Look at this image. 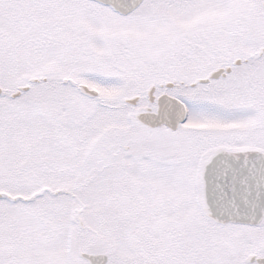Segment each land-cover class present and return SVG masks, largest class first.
Segmentation results:
<instances>
[{
    "label": "rangeland",
    "instance_id": "rangeland-1",
    "mask_svg": "<svg viewBox=\"0 0 264 264\" xmlns=\"http://www.w3.org/2000/svg\"><path fill=\"white\" fill-rule=\"evenodd\" d=\"M262 3L144 0L118 16L86 0H0V264H86L77 251L99 248L106 264H243L255 228L205 218L199 167L216 147L264 153ZM225 64V80L194 94ZM171 78L185 121L171 133L137 124L146 89Z\"/></svg>",
    "mask_w": 264,
    "mask_h": 264
},
{
    "label": "water",
    "instance_id": "water-1",
    "mask_svg": "<svg viewBox=\"0 0 264 264\" xmlns=\"http://www.w3.org/2000/svg\"><path fill=\"white\" fill-rule=\"evenodd\" d=\"M89 1L107 6L119 15H127L137 8L143 0ZM262 52H264V47L258 50L257 55ZM238 62L235 60L234 64H238ZM225 72H228V69ZM219 75L224 76L222 69L212 71L206 79L200 82H205L209 78H217ZM40 80L45 81V78H30L28 83H37ZM70 84L75 85L73 82ZM76 88L84 96L97 98L96 91L88 89L84 85H77ZM28 89L29 85L19 86L10 97H18L20 93ZM164 97L166 98L164 99ZM164 97L157 99L154 112H150L147 108L139 110L133 115V120L148 129L165 126L170 132L176 130L178 124L185 119V108L176 99ZM136 101L137 97H131L125 99L124 103L134 105ZM236 155L216 150L201 165L200 181L203 211L206 217L220 223H257L264 209V154L251 153L248 159L240 158L238 160H236ZM256 165L258 168L254 167ZM78 214L79 211L76 212V216ZM77 222L78 226L81 227L79 218H77ZM77 255L87 264H105L107 260L104 254L78 252Z\"/></svg>",
    "mask_w": 264,
    "mask_h": 264
},
{
    "label": "flooded vegetation",
    "instance_id": "flooded-vegetation-1",
    "mask_svg": "<svg viewBox=\"0 0 264 264\" xmlns=\"http://www.w3.org/2000/svg\"><path fill=\"white\" fill-rule=\"evenodd\" d=\"M86 1H89V0H86ZM253 1H256V2H259L260 0H253ZM89 2H92V1H89ZM92 3H95V2H92ZM95 4H97V3H95ZM262 4H264V3H262ZM97 5H99V4H97ZM99 6H102V5H99ZM102 7H105V8H107L109 11H111L108 7H106V6H102ZM263 7H264V5H263ZM112 12V11H111ZM113 14H115V15H118V14H116V13H114V12H112ZM128 15V14H127ZM127 15H125V16H127ZM118 16H121V15H118ZM98 20L100 21V18H95V19H90V20H88V21H90V22H95V21H97L98 22ZM90 22H88V26L90 27L92 24L90 23ZM86 23V22H85ZM262 47H264V45H258L257 46V48H256V52L259 50V49H261ZM256 57H258L259 59H261V58H263L264 57V52H262L260 55H257ZM251 58V55H249V58L248 59H244L243 60V62L244 63H247V61L249 60ZM249 61H252L251 59L249 60ZM240 65V63H238V64H234V66H239ZM220 68H223L224 69V71H226V69H228V72L227 73H225L224 74V76H219L218 78H216V79H207L205 82H200V81H202V80H204V79H206L207 77H208V73H207V75L205 76V77H203V78H197V79H195L193 82H191L190 84H189V87L192 89V90H194L195 92H194V94H196L197 93V91H196V86H197V84H202V85H208V83L210 82V81H213V80H218V79H224L225 80V78L227 77V75L231 72V68L227 65V64H225V65H223V66H220ZM260 76H258V73L256 74V75H254L253 76V78H252V80H253V83H259L260 82ZM242 79H245L244 77L242 78V76H240V77H236V81H240V80H242ZM64 80H66V79H62V83H64V84H66V83H69L70 84V82H73L75 85H72V86H77V85H80V84H76L73 80H70V79H68V80H66V82H64ZM247 80V79H246ZM243 81V80H242ZM42 82H44V81H42ZM71 85V84H70ZM84 85V84H83ZM180 85V83L179 84H176V81H175V79L174 78H171L170 79V81L168 80V81H163L162 83H160V84H158V86H157V88L156 87H154V85H150L147 89H146V91H145V98H146V101H147V103H148V105L147 106H145V107H142L140 110H143V109H145V108H147V109H149V111L150 112H152V111H154L155 110V107H156V100L160 97V96H169V97H171V98H176V96H173L171 93H175L176 92V88H178V87H180L179 86ZM88 87V86H87ZM77 89V88H76ZM89 89H91V88H89ZM92 90H94V89H92ZM159 91V93L154 97V93H155V91ZM78 91V90H77ZM253 94H252V96H253V98L255 99V98H257V97H259L258 95V90L256 89V88H253ZM79 93V92H78ZM96 93H97V98H95V99H98V92L96 91ZM80 94V93H79ZM80 95H82V94H80ZM243 95H245V93H243L242 91H239L237 94H236V97H239V99H240V97L241 96H243ZM82 96H84V95H82ZM84 97H87V96H84ZM131 97H137V101L139 100V97L137 96V95H134V96H131ZM131 97H128V98H131ZM249 97V96H248ZM125 99H127V98H125ZM125 99H123V100H125ZM137 103V102H136ZM254 105H255V107L256 108H254V110H256L257 111V113H258V117H260V115H259V105H258V103L256 102V103H254ZM153 106V107H152ZM258 127H259V120H258V122H257V124L256 125H254L253 127H252V130L251 131H253V132H255V131H258L259 129H258ZM159 128H163V130H165L164 129V127H158V129ZM155 129V128H154ZM157 129V128H156ZM153 130V129H152ZM166 131V130H165ZM126 148V147H125ZM217 148H221V147H216L215 149H217ZM214 149V150H215ZM214 150H212V151H214ZM242 150H245V149H242ZM238 151H241V150H233L232 152H238ZM246 154L247 153H244L243 155L244 156H246ZM239 156V155H238ZM147 181V179H145V182ZM162 182V179L160 180V183ZM147 192V191H146ZM203 214H204V212H203ZM151 216L153 217V215H150V214H147V213H144V215L142 216L141 215V218H140V220H141V222H143L144 224H146V223H150V221L152 220L151 219ZM204 216H205V214H204ZM137 217H138V215H137ZM205 218L206 219H208L210 222H212L213 224H215V225H221V226H224V225H228V224H231V225H241V226H250V227H253V228H255V233H256V236H255V241H254V244H253V247H252V249L250 250V252H248L246 255H243L242 256V263L243 264H262V263H264V262H262V260H264V244H261V242H260V237H261V234L262 233H264V230H263V228H262V225L264 224V210L262 211V216H261V218L258 220V222L257 223H253V224H249V223H238V222H224V223H220V222H216V221H214V220H212V219H210V218H208V217H206L205 216ZM82 228V227H81ZM146 239L145 238H143V241H145ZM104 243H106V241H103ZM239 244V243H238ZM238 244H237V248L234 250V252L236 253V255L237 256H239L240 255V253H242L243 251V248H241L240 246H238ZM78 251H80V250H78ZM77 251V252H78ZM106 250H104L103 251V249L102 248H99V249H96V251L94 252L95 254H105L106 252H105ZM85 253H89V252H85ZM93 253V252H92ZM105 255H107V254H105ZM107 257H108V255H107ZM246 259H248V262H246Z\"/></svg>",
    "mask_w": 264,
    "mask_h": 264
}]
</instances>
